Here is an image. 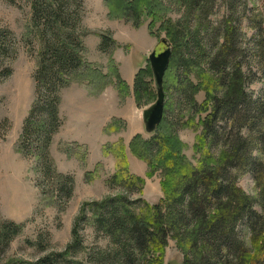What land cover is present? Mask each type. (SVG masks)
Segmentation results:
<instances>
[{"label": "trees", "instance_id": "trees-1", "mask_svg": "<svg viewBox=\"0 0 264 264\" xmlns=\"http://www.w3.org/2000/svg\"><path fill=\"white\" fill-rule=\"evenodd\" d=\"M173 1L186 9L184 19L174 26L164 20L169 9L161 0H108L107 4L112 13L135 26L143 17L150 20L149 28L162 23L160 30L174 49L164 93L172 84L185 87L191 102L194 95L204 93L197 110L204 118L197 126L192 127L193 118L186 125L201 129L196 149L202 155L197 167L181 156L178 138L163 117L155 136L149 141L137 136L130 145L152 173L161 172L163 198L159 203L150 206L123 194L88 203L63 252L19 264H83L75 251L82 243L78 227L88 221V214L96 232L110 242L108 251L93 254L91 264H165L169 240L182 255L181 264H264V90L250 91L256 83L264 86V13L255 9L254 0H222L229 16L214 28L210 19L220 0ZM82 9L83 0H32V32L42 51L34 74L35 99L22 127L19 148L23 156L39 162L42 178L47 180L55 174L49 149L62 126L59 95L69 84L68 78L83 67ZM243 22L254 32L247 41ZM101 40L103 52L109 39L102 36ZM15 45L10 33L0 31V59L14 60ZM10 74V69L0 70V80ZM148 74L150 69L142 70L135 79L138 103L149 90ZM191 74L196 85L183 80ZM166 108L164 104V116ZM118 160L121 170L110 183L128 193L140 192L143 180L127 175L125 157ZM247 173L258 191L257 199L238 186ZM58 179L57 197L69 199L72 177ZM21 231L14 223L0 224V264Z\"/></svg>", "mask_w": 264, "mask_h": 264}, {"label": "rangeland", "instance_id": "rangeland-1", "mask_svg": "<svg viewBox=\"0 0 264 264\" xmlns=\"http://www.w3.org/2000/svg\"><path fill=\"white\" fill-rule=\"evenodd\" d=\"M161 1L169 9L165 21L174 26L184 19V6L173 0ZM107 2L83 0V67L68 78L69 84L59 95L62 126L49 149L55 174L47 180L42 178L39 162L23 156L19 148L22 127L35 99L34 74L42 51L41 42L32 32V0H0V31L10 33L16 43L15 59H0V70L11 71L8 78L0 80V224L11 222L22 230L1 257L3 264L34 263L47 254L63 252L71 244L75 223L88 203L123 194L132 201L154 206L163 198L161 172L152 173L148 163L130 150L137 136L149 141L156 135L148 134L143 122V112L156 101L152 73L145 79L149 90L140 103L134 95V84L140 71L150 69L148 58L152 53L158 55L174 49L160 30L162 23L149 28L150 20L143 17L140 25L135 26L112 13ZM225 4L222 0L216 4L210 19L214 28L229 16ZM253 5L264 13V0H254ZM242 32L246 41L254 34L245 22ZM102 36L109 39L103 52ZM132 75L134 80L128 83L126 78ZM183 80L198 83L194 74ZM263 90L262 83L250 87L255 94ZM204 100V93L199 92L191 102L189 91L181 84H172L165 92L164 119L178 138L181 156L193 167H197L202 155L196 149L201 129L186 125L193 118L192 127L197 126L204 118L197 113ZM120 156L126 158L127 175L143 180L140 192L134 189L128 193L121 185L110 183L121 170ZM58 176L73 179L69 199L65 195L57 197ZM238 186L257 199L258 191L250 173L239 180ZM87 218L78 227L82 243L75 251L83 264H91L89 259L94 253L110 249L109 240L96 232L89 214ZM164 262H182L172 240L168 242Z\"/></svg>", "mask_w": 264, "mask_h": 264}, {"label": "water", "instance_id": "water-1", "mask_svg": "<svg viewBox=\"0 0 264 264\" xmlns=\"http://www.w3.org/2000/svg\"><path fill=\"white\" fill-rule=\"evenodd\" d=\"M171 54V50L167 49L158 55L152 53L148 58L156 91L155 103L143 112L145 131L148 134H153L163 121L165 104L164 77L170 64Z\"/></svg>", "mask_w": 264, "mask_h": 264}, {"label": "crops", "instance_id": "crops-1", "mask_svg": "<svg viewBox=\"0 0 264 264\" xmlns=\"http://www.w3.org/2000/svg\"><path fill=\"white\" fill-rule=\"evenodd\" d=\"M133 80H134L133 75H132V76H128V77L126 78V81H127L128 83H131Z\"/></svg>", "mask_w": 264, "mask_h": 264}]
</instances>
